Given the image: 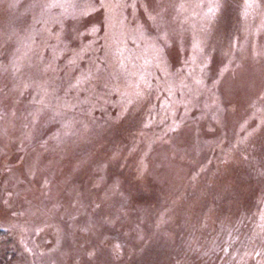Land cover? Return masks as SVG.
<instances>
[{
    "label": "rangeland",
    "instance_id": "rangeland-1",
    "mask_svg": "<svg viewBox=\"0 0 264 264\" xmlns=\"http://www.w3.org/2000/svg\"><path fill=\"white\" fill-rule=\"evenodd\" d=\"M0 264H264V0H0Z\"/></svg>",
    "mask_w": 264,
    "mask_h": 264
}]
</instances>
